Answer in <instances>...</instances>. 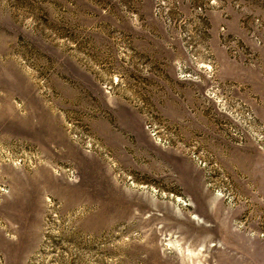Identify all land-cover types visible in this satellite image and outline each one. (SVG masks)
I'll return each instance as SVG.
<instances>
[{"label":"rangeland","instance_id":"1","mask_svg":"<svg viewBox=\"0 0 264 264\" xmlns=\"http://www.w3.org/2000/svg\"><path fill=\"white\" fill-rule=\"evenodd\" d=\"M0 264H264V0H0Z\"/></svg>","mask_w":264,"mask_h":264}]
</instances>
